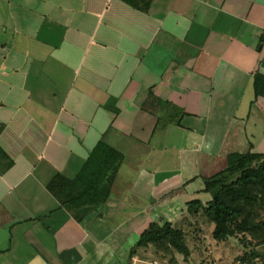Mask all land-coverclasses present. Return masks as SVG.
I'll use <instances>...</instances> for the list:
<instances>
[{
	"label": "crops",
	"instance_id": "obj_1",
	"mask_svg": "<svg viewBox=\"0 0 264 264\" xmlns=\"http://www.w3.org/2000/svg\"><path fill=\"white\" fill-rule=\"evenodd\" d=\"M257 73L264 0H0V264H131L151 223L264 154ZM100 141L124 160L79 220L50 184Z\"/></svg>",
	"mask_w": 264,
	"mask_h": 264
},
{
	"label": "trees",
	"instance_id": "obj_2",
	"mask_svg": "<svg viewBox=\"0 0 264 264\" xmlns=\"http://www.w3.org/2000/svg\"><path fill=\"white\" fill-rule=\"evenodd\" d=\"M255 92L264 97V75L255 74ZM123 154L100 141L87 163L73 180L57 176L50 184L51 190L59 197L63 205L81 220L90 210L106 202L111 186L120 165ZM205 192L211 194V200L203 203L200 199L188 203L189 217L200 215L214 225L213 238L226 241L241 235L259 237L258 224L245 210L246 205L253 206L258 200L254 188L264 186V154L249 152L231 158L229 166L222 172L205 181ZM166 244L181 253H187L185 230L172 222L151 223L141 234L140 246ZM252 244V243H249ZM264 246V238L258 246L252 247L253 257L262 255L258 248Z\"/></svg>",
	"mask_w": 264,
	"mask_h": 264
},
{
	"label": "rangeland",
	"instance_id": "obj_3",
	"mask_svg": "<svg viewBox=\"0 0 264 264\" xmlns=\"http://www.w3.org/2000/svg\"><path fill=\"white\" fill-rule=\"evenodd\" d=\"M254 193L258 194V200L253 206L246 205L245 213L258 224L259 237L241 235L228 239L226 244L234 251L233 258L225 264H256L264 263V246L259 247L262 255L253 257L252 247L258 246L264 238V186L254 188ZM185 230V244L188 252L181 253L175 248L164 244H149L140 246L138 242L131 249V264H217L219 259H214L215 251L220 246L213 238L212 231L214 225L206 217H185L178 225ZM252 243V244H249Z\"/></svg>",
	"mask_w": 264,
	"mask_h": 264
},
{
	"label": "built area",
	"instance_id": "obj_4",
	"mask_svg": "<svg viewBox=\"0 0 264 264\" xmlns=\"http://www.w3.org/2000/svg\"><path fill=\"white\" fill-rule=\"evenodd\" d=\"M256 264H264L263 262H257Z\"/></svg>",
	"mask_w": 264,
	"mask_h": 264
}]
</instances>
